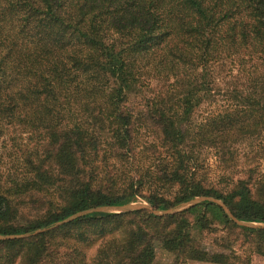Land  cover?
<instances>
[{
  "label": "trees",
  "instance_id": "16d2710c",
  "mask_svg": "<svg viewBox=\"0 0 264 264\" xmlns=\"http://www.w3.org/2000/svg\"><path fill=\"white\" fill-rule=\"evenodd\" d=\"M235 220L264 223V0H0V264L264 255Z\"/></svg>",
  "mask_w": 264,
  "mask_h": 264
},
{
  "label": "rangeland",
  "instance_id": "374dc122",
  "mask_svg": "<svg viewBox=\"0 0 264 264\" xmlns=\"http://www.w3.org/2000/svg\"><path fill=\"white\" fill-rule=\"evenodd\" d=\"M151 74L152 73H150L148 71L146 73L145 77L150 78ZM158 77H159L158 80L154 78L152 82L156 85V87H160V86L165 87L166 84L169 82L168 78H166L167 76H166L165 72L161 73V75ZM243 150H244V146L242 147V151ZM210 163H211V165L209 167L210 175H212V176L216 175L217 169H216L212 159H210ZM197 200H201V199H197ZM189 204L190 203L181 204L180 206H178L174 210L183 209ZM128 205L134 207V206H146L147 204L145 202H142V201H137V202H130V203H128ZM119 209L120 208H118V207H111V206H104L103 208H101V210L106 211V212H115V211H119ZM237 224L247 226V227L264 228L263 222H237ZM27 235L28 234L11 235V236H7V237L18 238V237H23V236H27ZM0 238H5V237L0 236ZM205 241H206V244L208 246H211L214 248L217 247L218 250H223V251H225V248L219 247V244H221V245L229 244L230 248H231V254H233V253L235 254L234 255L235 257L231 259L230 264H264V255H261V254L254 251V246H255L254 242L250 241V240L249 241L248 240L243 241V239L239 233V230H237V229H232V230L230 229L227 232H222V233L220 232V233L213 234L212 236H206ZM211 242H213V243H211ZM210 244H214V245H210ZM158 264H171L170 256H167L166 254H163V253H159ZM182 264H213V263L187 261V262H184Z\"/></svg>",
  "mask_w": 264,
  "mask_h": 264
},
{
  "label": "water",
  "instance_id": "95a60500",
  "mask_svg": "<svg viewBox=\"0 0 264 264\" xmlns=\"http://www.w3.org/2000/svg\"><path fill=\"white\" fill-rule=\"evenodd\" d=\"M197 199H204V198H195V199H193V200H191V201H189V202H187V203H190L189 205H192V204H194V203H196V202H198V201H200V200H197ZM194 201V202H193ZM192 202V203H191ZM218 203H220L219 201H218ZM185 204V203H184ZM189 205H187L186 207H188ZM104 206H102V207H96V208H92V209H89V210H86V211H82V212H78V213H76V214H74V215H72V216H70V217H68L66 220H69V219H71V218H73V217H75V216H77V215H81V214H84V213H86V212H90V211H103V210H101V208H103ZM111 207H118V208H120L119 209V211H127V210H132V209H137V208H141V207H148L147 205L146 206H134V207H132V206H129L128 204H124V205H121V206H111ZM185 207V208H186ZM174 209H176V208H174ZM174 209H172V210H168V211H166V212H172V211H176V210H174ZM155 213H161V212H159V211H155ZM65 221V220H64ZM64 221H62V222H64ZM236 222H242V221H237V220H235ZM59 223H61V222H57L55 225H57V224H59ZM39 231V230H38ZM37 231V232H38Z\"/></svg>",
  "mask_w": 264,
  "mask_h": 264
}]
</instances>
